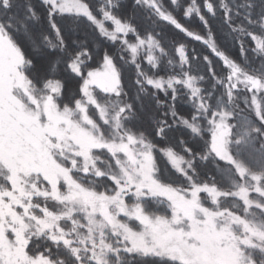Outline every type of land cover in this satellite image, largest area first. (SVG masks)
I'll return each mask as SVG.
<instances>
[{"label":"snow or ice","instance_id":"snow-or-ice-1","mask_svg":"<svg viewBox=\"0 0 264 264\" xmlns=\"http://www.w3.org/2000/svg\"><path fill=\"white\" fill-rule=\"evenodd\" d=\"M0 264H264V0H0Z\"/></svg>","mask_w":264,"mask_h":264},{"label":"trees","instance_id":"trees-1","mask_svg":"<svg viewBox=\"0 0 264 264\" xmlns=\"http://www.w3.org/2000/svg\"><path fill=\"white\" fill-rule=\"evenodd\" d=\"M127 2H130V0H127Z\"/></svg>","mask_w":264,"mask_h":264}]
</instances>
